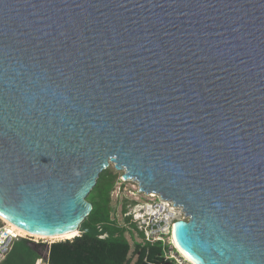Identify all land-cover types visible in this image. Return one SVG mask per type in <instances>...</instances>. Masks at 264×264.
<instances>
[{
	"label": "water",
	"instance_id": "obj_1",
	"mask_svg": "<svg viewBox=\"0 0 264 264\" xmlns=\"http://www.w3.org/2000/svg\"><path fill=\"white\" fill-rule=\"evenodd\" d=\"M111 164L195 264H264V0H0V217L78 236Z\"/></svg>",
	"mask_w": 264,
	"mask_h": 264
},
{
	"label": "trees",
	"instance_id": "obj_2",
	"mask_svg": "<svg viewBox=\"0 0 264 264\" xmlns=\"http://www.w3.org/2000/svg\"><path fill=\"white\" fill-rule=\"evenodd\" d=\"M118 182L123 185L119 176L109 168L100 174L86 199L91 203L92 210L81 223L80 234L69 240L51 243L46 259H42L29 238L15 237L0 264H36L37 260L45 264H176L168 257L169 244L162 240L146 241L144 233L129 222L130 218L125 219L124 225L113 218L110 195ZM123 211L125 214L126 209ZM87 228L105 230V235L94 237L84 233ZM133 230L137 231L142 243L133 241L132 248L126 233L133 239Z\"/></svg>",
	"mask_w": 264,
	"mask_h": 264
},
{
	"label": "rangeland",
	"instance_id": "obj_3",
	"mask_svg": "<svg viewBox=\"0 0 264 264\" xmlns=\"http://www.w3.org/2000/svg\"><path fill=\"white\" fill-rule=\"evenodd\" d=\"M109 169L114 174H117L122 180L123 172L116 171L114 169L113 164L109 166ZM105 181L106 179H104V182ZM110 203L112 207V216L120 225H124L125 219L130 218L129 222L131 224H134L137 227L138 231L143 232L146 239H150L152 241L162 240L166 244H169L168 257L174 260L176 264H190L174 251L171 240V232L173 225H175L177 221L186 220L184 219V214L182 213V210L175 209V207L171 205V202H167L166 206H162L161 202L159 203L157 196L151 197L150 195L140 193L137 183L133 181H123V185H121L120 182L116 183L110 195ZM148 204H160L159 208L160 210L162 209V211L159 212L160 210H156L155 215L158 217V221H164L168 224L172 222L173 225L170 227V231H168L169 227L167 226V224L166 226H164V224L161 226L155 225V227L152 228V226L148 222L144 224L143 221H141V219L145 220V218H143L144 214L141 213L142 210L146 209V206ZM164 208L165 212L163 211ZM123 209H126L125 214ZM2 226L6 228L9 234H12L15 237L29 238L33 242L34 247L37 248L43 260L47 258L48 246L54 241H60L40 238L37 239L30 236H20L16 232L11 231L6 226L4 221H2V225L0 227ZM132 233L134 236L133 239L130 237L129 233H126V238L129 240L133 248L132 242L135 241L138 243H142V239H140L137 231L133 230ZM40 264H45V262L41 261Z\"/></svg>",
	"mask_w": 264,
	"mask_h": 264
},
{
	"label": "built area",
	"instance_id": "obj_4",
	"mask_svg": "<svg viewBox=\"0 0 264 264\" xmlns=\"http://www.w3.org/2000/svg\"><path fill=\"white\" fill-rule=\"evenodd\" d=\"M159 203L161 202V200L158 198ZM160 204H153L150 205L148 204L146 206V209L142 210L141 214H144L143 218H145V220L141 219V221H143L144 224H146V222H148L152 228L156 226H161L164 224V226H167L168 231H170V227L173 225L172 222L171 223H166L164 221H158L157 220V216L155 215L156 210H159L160 208ZM165 212V208L163 210ZM169 222V221H168ZM147 223V226H148ZM15 238V236H13L12 234H9L8 231L6 230V228H4L3 226L0 227V263L3 261L5 255L7 254L11 242L12 240ZM146 241H149L151 243L155 242L152 241L150 239H146ZM42 260H37L36 264H40Z\"/></svg>",
	"mask_w": 264,
	"mask_h": 264
},
{
	"label": "bare ground",
	"instance_id": "obj_5",
	"mask_svg": "<svg viewBox=\"0 0 264 264\" xmlns=\"http://www.w3.org/2000/svg\"><path fill=\"white\" fill-rule=\"evenodd\" d=\"M134 182V181H133ZM136 183V182H135ZM146 195H150L151 197H154V196H157V195H154V194H146ZM158 197V196H157ZM167 202H170V201H165V200H161V204L162 206H166ZM173 205V204H171ZM175 209H179V210H182L180 207H175ZM173 209V210H175ZM160 210V209H159ZM162 209L159 211L161 212ZM183 213V211H182ZM2 219V221L5 222L6 226L13 232H16L18 235L20 236H30V237H33V238H37V239H48V240H66V239H72L73 237L77 236V233H72V234H67V235H64V236H59V237H44V236H37V235H33L31 233H28L18 227H16L15 225L11 224L10 222H8L7 220H5L4 218L0 217ZM174 225H173V228H172V232H171V240H172V245H173V248L175 250V252L177 254H179L185 261L189 262L190 264H195L193 261H191L179 248V246L177 245V243L175 242V239H174Z\"/></svg>",
	"mask_w": 264,
	"mask_h": 264
}]
</instances>
